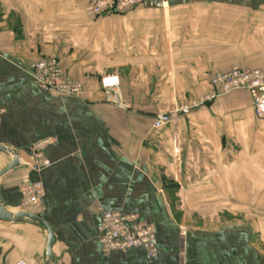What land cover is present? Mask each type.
I'll return each mask as SVG.
<instances>
[{
  "label": "crops",
  "instance_id": "0c3cea01",
  "mask_svg": "<svg viewBox=\"0 0 264 264\" xmlns=\"http://www.w3.org/2000/svg\"><path fill=\"white\" fill-rule=\"evenodd\" d=\"M86 0H0V146L20 166L0 179L13 213L21 188L42 181L40 217L54 235L52 264H264V119L244 90L176 125L154 118L212 91L233 68H264V0H146L99 17ZM56 59L80 98L41 89L30 67ZM119 78L121 109L101 79ZM51 166L30 151L48 139ZM12 158L0 153V172ZM138 214L159 253L105 255L101 211ZM36 223L0 222V264H47Z\"/></svg>",
  "mask_w": 264,
  "mask_h": 264
},
{
  "label": "built area",
  "instance_id": "2783aa9c",
  "mask_svg": "<svg viewBox=\"0 0 264 264\" xmlns=\"http://www.w3.org/2000/svg\"><path fill=\"white\" fill-rule=\"evenodd\" d=\"M146 0H86L85 12L90 17H99L115 12L133 9ZM36 83L44 91L56 96L80 98L84 94L83 84L74 81L56 59H42L30 67ZM212 91L188 104L178 105L167 113L154 118L153 128L163 129L176 125L181 116H189L198 109L215 103L220 97L234 91L244 90L250 93L256 117L264 119V68H233L230 71L216 73L210 80ZM102 87L109 91L108 99L121 109L127 105L119 96V78L108 75L101 79ZM55 143V139L42 140L30 149L34 171H42L51 166L45 156V149ZM21 205L25 210L40 216L44 211L43 198L45 186L42 181L25 184L21 188ZM105 255L124 253L132 249H141L148 258H155L159 253L157 232L153 225L143 220L138 214H127L121 211H101V223L97 237ZM17 264H27L19 261Z\"/></svg>",
  "mask_w": 264,
  "mask_h": 264
},
{
  "label": "water",
  "instance_id": "95a60500",
  "mask_svg": "<svg viewBox=\"0 0 264 264\" xmlns=\"http://www.w3.org/2000/svg\"><path fill=\"white\" fill-rule=\"evenodd\" d=\"M0 153H5L12 158L11 163L0 172V179L8 174L9 172L13 171L14 169L20 166V157L17 150L10 149L8 147L0 146ZM24 220H29L33 223L38 224L41 226L48 236V243H47V264H52L53 262V245H54V235L53 230L51 227L38 215L27 211H19L18 213H13L5 208V206L0 204V222L3 223H18Z\"/></svg>",
  "mask_w": 264,
  "mask_h": 264
}]
</instances>
